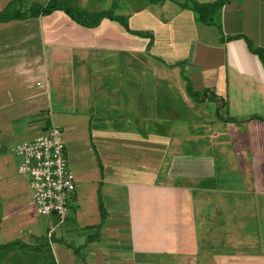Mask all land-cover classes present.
<instances>
[{"label":"crops","instance_id":"crops-1","mask_svg":"<svg viewBox=\"0 0 264 264\" xmlns=\"http://www.w3.org/2000/svg\"><path fill=\"white\" fill-rule=\"evenodd\" d=\"M51 1L128 27L0 21V264H264V0L207 23L195 7L221 0H0V16ZM52 126L86 186L63 223L15 158Z\"/></svg>","mask_w":264,"mask_h":264},{"label":"built area","instance_id":"built-area-1","mask_svg":"<svg viewBox=\"0 0 264 264\" xmlns=\"http://www.w3.org/2000/svg\"><path fill=\"white\" fill-rule=\"evenodd\" d=\"M17 154L20 172L30 179L38 213L63 223L76 191L75 177L68 165L64 132L52 126L37 139L19 147Z\"/></svg>","mask_w":264,"mask_h":264},{"label":"trees","instance_id":"trees-1","mask_svg":"<svg viewBox=\"0 0 264 264\" xmlns=\"http://www.w3.org/2000/svg\"><path fill=\"white\" fill-rule=\"evenodd\" d=\"M226 1L228 0H221L219 2H216L214 4L211 5H198L195 7L196 12L199 14V18L201 21H204L207 23V17L208 18H212L213 15L226 3ZM57 10H63L65 13H67L68 15H70V17L76 21L78 24L82 25V26H86V27H94L96 25H98L100 23V21L104 18H108L110 20H115L120 22L121 24H123L124 26H127V22L121 18H116L113 14H107V13H99L96 14L95 16H90V15H85L83 13L74 11L70 8H67L65 6H63L62 4L58 3V2H54L51 1L47 6H40V5H34L30 8V10L27 13H21L20 11H14V9H12V7H8V9L6 11H4L1 16H0V21L5 22V21H10V20H14V19H20V20H24V19H28V18H36L39 17L41 15H49L51 14L53 11H57ZM212 21V19H210ZM261 54V53H260ZM188 92L191 95V97L197 101V102H203L204 98H206L207 96V92L205 93L204 96H201L200 93L195 92L192 88V85L189 84L188 85ZM213 97H215L213 95ZM220 109L218 108V118L221 121L224 122H236L235 119L232 118H223L220 114H219ZM101 209H103V207H101Z\"/></svg>","mask_w":264,"mask_h":264},{"label":"rangeland","instance_id":"rangeland-1","mask_svg":"<svg viewBox=\"0 0 264 264\" xmlns=\"http://www.w3.org/2000/svg\"><path fill=\"white\" fill-rule=\"evenodd\" d=\"M21 2V1H20ZM20 2H17V5L18 4H20ZM54 2H56V1H54ZM22 3V2H21ZM15 4L16 3H14V4H12V5H10L11 7H12V9H15ZM62 4V3H61ZM63 6H65V7H67V8H70V9H72V10H74V11H76L75 9H74V7L73 6H70V5H68V4H62ZM9 6V7H10ZM41 6V5H40ZM26 8L27 7H25V8H21L22 10H26ZM17 10H19V9H17ZM57 11H59V12H63V13H65L63 10H57ZM77 12H78V10H77ZM103 13H105V12H103ZM67 16H69L70 17V15H68L67 13H65ZM107 14H112V12H109V13H107ZM96 15V14H95ZM95 15H92V16H95ZM41 16H47V15H41ZM71 18V17H70ZM29 19V18H28ZM72 19V18H71ZM101 22V21H100ZM97 26V25H96ZM95 27V26H94ZM56 107H57V105H56V103H55V101H54V110L56 109ZM41 133H43V132H41ZM66 143V142H65ZM189 148H187L188 149V151H191L192 150V152H193V154H198V148H196L195 146H193V147H190V146H188ZM228 149H231V148H228ZM68 151V165H69V169L71 170V172L73 173V175H74V177H75V183H76V191H75V197H74V199H72L70 202H69V206H70V211H69V213L70 212H72L73 214H75L74 212H76V210H77V208H78V198L80 199V197H81V193H82V191H83V189H85L86 188V186L85 187H81L82 185L80 184V181H82V180H80L82 177H79V175L77 174V172H76V170L74 169V165H76V161H75V159H74V157H75V154L74 153H72V151L69 149V150H67ZM7 154V152L6 151H0V155H3V154ZM15 158H16V165L18 164V166H19V163H20V158H19V156H17V155H15ZM28 178V177H27ZM232 209V208H231ZM231 212H232V215H233V213H234V211L233 210H231ZM230 215V214H229ZM249 220H250V222L252 223V222H255V219H254V217L253 216H251L250 218H249ZM258 223H261L262 225H263V229H264V222L262 221V222H259L258 221ZM262 241L264 242V236L262 237ZM260 247V246H259ZM261 248V247H260Z\"/></svg>","mask_w":264,"mask_h":264}]
</instances>
